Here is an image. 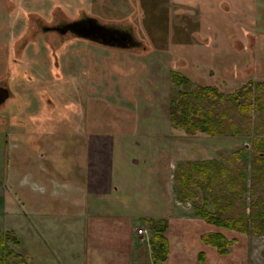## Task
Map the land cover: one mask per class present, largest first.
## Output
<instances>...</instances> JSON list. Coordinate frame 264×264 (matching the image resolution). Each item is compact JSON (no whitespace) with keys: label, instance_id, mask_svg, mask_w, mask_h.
<instances>
[{"label":"rangeland","instance_id":"1","mask_svg":"<svg viewBox=\"0 0 264 264\" xmlns=\"http://www.w3.org/2000/svg\"><path fill=\"white\" fill-rule=\"evenodd\" d=\"M82 15L129 30L140 45L108 47L44 31ZM173 71L187 76L192 89L212 86L225 96L250 80L264 81V0H0V84L12 92L0 108V230L19 238L18 245L9 243L19 255L12 262L85 264L87 256L90 264L107 253L90 249L91 223L101 229L120 220L89 216L86 190L108 184L109 162L130 164L132 175L147 183L159 155L178 203L172 213L197 217L194 204L176 196V167L222 161L243 149L246 202L264 197V186L252 178L250 137L188 134L171 123ZM226 98L201 105L240 120L236 103ZM249 118L253 135L264 137L263 106ZM205 196L215 210L209 191L199 194L198 204ZM154 234L143 236L135 264H153ZM242 239L229 256L214 253L208 262L188 248V264H264V234Z\"/></svg>","mask_w":264,"mask_h":264},{"label":"trees","instance_id":"2","mask_svg":"<svg viewBox=\"0 0 264 264\" xmlns=\"http://www.w3.org/2000/svg\"><path fill=\"white\" fill-rule=\"evenodd\" d=\"M170 79L176 90L170 99L171 123L188 134L250 137V147L255 152L252 178L254 184L264 186V137L253 135L254 127L249 118L259 105L264 108V81L250 80L236 92L225 96L218 88L212 86L199 85L192 89L191 80L180 72H171ZM210 97H227V102L236 103L242 118L227 121L225 112L219 113L211 108H204L201 101ZM242 154L243 149H238L222 161L189 160L180 163L174 171L178 197L183 201L192 202L196 216L216 227L215 231L203 233L201 240L205 245L215 247L220 255H228L233 244L238 242L235 237L228 238L223 230L243 235L264 234V197L258 196L251 204L246 202L245 194L249 187L247 173L242 167ZM208 191L214 195L212 202L215 210L210 209L207 196L203 204H198L199 194ZM140 222L143 227L155 232L151 239L153 262L165 263L170 252V242L165 236L169 220L142 218ZM11 242L19 244L16 233L0 230V264H13L12 261L19 257L9 245ZM205 258V253L200 252L199 261L203 262Z\"/></svg>","mask_w":264,"mask_h":264},{"label":"crops","instance_id":"3","mask_svg":"<svg viewBox=\"0 0 264 264\" xmlns=\"http://www.w3.org/2000/svg\"><path fill=\"white\" fill-rule=\"evenodd\" d=\"M152 149L155 150L154 148ZM150 158L155 160L156 156L151 154ZM158 158L159 155L156 162L152 163L149 168L151 178L147 183H142L139 176H137L138 179L140 178L138 180L136 176L132 175L133 169H130V164L122 165L120 163V165L109 162L106 166V170L109 173V177L106 179L108 184L105 187L101 186V184H104V182H101L104 176L102 174L101 178L99 177V182L95 183L96 186H101L100 190H86V204L89 216H93L96 219V217L106 215L113 218V220H120L117 224L111 223L112 226L110 228L101 229L98 227L97 222L94 223L93 221L91 223L92 226L93 224L96 225L93 227L95 232L93 229L91 234L89 232L91 235L88 236L91 243L90 249L94 245L98 249L101 246L108 250L107 253L98 256L90 264H135L136 261L138 262L140 260L139 252L142 248L140 241L142 239L145 240V237H149L151 233L149 229L147 234L140 235L137 232L140 228L138 224H141L140 220L142 218H167L169 220V228L165 236L170 242V252L167 261L163 264H188L190 259V255L187 252L188 248L194 250L193 255L197 260H199V253L204 252L206 255L204 262H208L210 257L214 256V253L218 257L230 255H220L215 247L205 245L202 242L201 235L215 231V226L208 224L202 218L183 216L182 214L177 216L179 214L174 215L172 213V206L177 208L178 203L173 198L171 181L167 178L162 163L159 162L160 158ZM167 167L170 168V164ZM136 219H138V222H136ZM141 228L147 229L145 227ZM103 231L107 232L104 241H102L103 239L99 240ZM189 235H195L194 239L190 240ZM239 236L232 235L231 237L228 236V238H237L238 242L235 244L242 247V242L245 240L242 237L244 238L246 235L239 234ZM113 252L117 253V260L113 258ZM194 256H191V258L194 259ZM85 264H89L87 256ZM153 264L155 263L153 262ZM239 264L242 263L240 262Z\"/></svg>","mask_w":264,"mask_h":264},{"label":"flooded vegetation","instance_id":"4","mask_svg":"<svg viewBox=\"0 0 264 264\" xmlns=\"http://www.w3.org/2000/svg\"><path fill=\"white\" fill-rule=\"evenodd\" d=\"M92 20H95V22H98V23L105 25L107 27H110V28H114L116 30L115 40H113L111 44H104L100 40H94L93 38L82 37V36H80V34L76 33L73 30V28L71 27V24L74 22H82L83 25L89 26L90 21H92ZM51 30L57 31L63 35L72 34L77 38L92 41L94 43H100V44H102L104 46H108V47H128V46H133V45H140V43L134 39L132 33L129 30L121 29V28L115 26L114 24L102 23L97 18H95L93 16H88V15H82L79 19L71 21V22H61V23H57V24L55 23V25H53V26L44 27V31H51ZM0 86L8 88V90L10 92V96L7 99V101L4 104L0 105V108H1L4 105H6V103L11 99L12 92H11L10 87H7L6 85H1V84H0Z\"/></svg>","mask_w":264,"mask_h":264},{"label":"water","instance_id":"5","mask_svg":"<svg viewBox=\"0 0 264 264\" xmlns=\"http://www.w3.org/2000/svg\"><path fill=\"white\" fill-rule=\"evenodd\" d=\"M71 27L80 36L100 40L104 44H111L115 40L116 30L95 22V20L90 21L89 26L83 25L82 22H74ZM9 96L8 88L0 86V105L4 104Z\"/></svg>","mask_w":264,"mask_h":264},{"label":"built area","instance_id":"6","mask_svg":"<svg viewBox=\"0 0 264 264\" xmlns=\"http://www.w3.org/2000/svg\"><path fill=\"white\" fill-rule=\"evenodd\" d=\"M138 233H139V234H147V233H149V231H148V229L139 228V229H138Z\"/></svg>","mask_w":264,"mask_h":264}]
</instances>
